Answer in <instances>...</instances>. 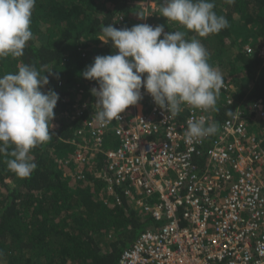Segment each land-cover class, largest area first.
Listing matches in <instances>:
<instances>
[{
	"label": "trees",
	"instance_id": "obj_1",
	"mask_svg": "<svg viewBox=\"0 0 264 264\" xmlns=\"http://www.w3.org/2000/svg\"><path fill=\"white\" fill-rule=\"evenodd\" d=\"M154 1V8L144 10L141 0H36L30 25L34 39L21 57L0 59V76L17 72L20 64L33 65L41 75L53 70L43 90L51 88L60 97L53 120L59 126L50 129V141L29 153L37 168L28 177H18L7 168L10 157L0 156V264H118L121 251L152 222L124 196L123 187L107 192L101 151L81 169L71 160L79 145L91 143L86 130L79 135L78 130L85 129L84 121L96 112L90 86L98 85L80 73L96 56L115 51L111 42L99 40L101 24L119 29L145 21L164 25L165 32L182 31L187 40H200L209 64L228 86L219 91L214 120L228 116L231 109L223 104L227 94L260 100L264 106V58L258 54L264 47V0H211L229 26L206 37L160 17L163 3ZM74 105L80 113L72 116ZM124 114L132 116L131 106ZM118 143L108 132L100 149ZM66 158L72 163H65Z\"/></svg>",
	"mask_w": 264,
	"mask_h": 264
},
{
	"label": "built area",
	"instance_id": "obj_2",
	"mask_svg": "<svg viewBox=\"0 0 264 264\" xmlns=\"http://www.w3.org/2000/svg\"><path fill=\"white\" fill-rule=\"evenodd\" d=\"M221 89L228 90L227 84ZM141 92L143 99L131 106L132 116L121 113L105 127L98 126L94 115L85 120L78 135L86 130L91 143L79 145L71 157L81 169L101 151L107 192L123 187L130 203L152 220L121 251L118 264H264L262 102L227 94L223 104L233 114L216 121L215 111L185 105L176 115L166 113ZM79 113L74 105L71 115ZM201 116L217 123L219 131L187 143L188 121ZM53 125V130L59 126L57 121ZM108 132L119 143L102 150Z\"/></svg>",
	"mask_w": 264,
	"mask_h": 264
},
{
	"label": "clouds",
	"instance_id": "obj_3",
	"mask_svg": "<svg viewBox=\"0 0 264 264\" xmlns=\"http://www.w3.org/2000/svg\"><path fill=\"white\" fill-rule=\"evenodd\" d=\"M35 4L36 0H0V59L21 57L27 42L34 39L30 25ZM214 7L211 0H165L159 14L206 37L229 26ZM136 15L144 19L140 13ZM100 32L99 40L111 42L115 51L96 56L80 73L98 85L90 90L96 98L93 115L98 126H107L120 119L129 106L138 105L143 99L141 89L159 109L172 115L182 111V105L217 110L223 76L209 64V53L200 40H187L182 31L165 32L164 25L147 23L119 29L101 24ZM52 74L53 70L41 75L33 65L20 64L17 72L0 76V156L10 157L7 168L21 178L37 168L31 150L53 136L50 129L60 97L51 88L43 90ZM232 114L227 110L226 115ZM218 131L217 123H208L201 116L188 121L184 139L192 143Z\"/></svg>",
	"mask_w": 264,
	"mask_h": 264
},
{
	"label": "rangeland",
	"instance_id": "obj_4",
	"mask_svg": "<svg viewBox=\"0 0 264 264\" xmlns=\"http://www.w3.org/2000/svg\"><path fill=\"white\" fill-rule=\"evenodd\" d=\"M149 6L154 8L156 6L155 1L154 0L144 1V2L142 1L141 8H143L144 10H147V8H149ZM144 23H146V22L144 21ZM260 51H261V54L264 56V47H262Z\"/></svg>",
	"mask_w": 264,
	"mask_h": 264
}]
</instances>
